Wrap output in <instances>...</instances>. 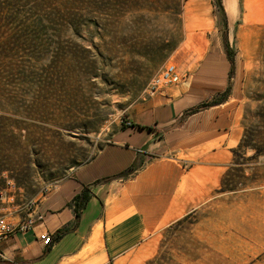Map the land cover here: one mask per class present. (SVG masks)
<instances>
[{"label": "rangeland", "instance_id": "1", "mask_svg": "<svg viewBox=\"0 0 264 264\" xmlns=\"http://www.w3.org/2000/svg\"><path fill=\"white\" fill-rule=\"evenodd\" d=\"M222 4L226 22L216 0H0V192L20 202L51 189L126 122L181 99L209 62L199 104L232 89L200 112V157L170 135L138 165L197 170L200 207L136 264H264V155L238 148L262 103L264 0ZM170 66L177 80L156 86Z\"/></svg>", "mask_w": 264, "mask_h": 264}, {"label": "crops", "instance_id": "2", "mask_svg": "<svg viewBox=\"0 0 264 264\" xmlns=\"http://www.w3.org/2000/svg\"><path fill=\"white\" fill-rule=\"evenodd\" d=\"M208 64L201 71L198 64L181 99L135 116L133 127L117 131L92 161L72 169L51 189L30 199L21 196L20 202L1 191L0 212L8 221L17 224L30 216L36 222L28 232L0 240V264H136L141 254L155 249L162 230L199 208L197 170L183 173L163 159L141 169L137 149L152 152L171 135L200 157V112L183 115L200 103V80L210 79ZM220 66L222 75L230 71L228 62ZM181 133H187L182 141ZM128 171V177L115 179ZM85 187L91 198L77 219L73 200ZM45 232L54 238L51 246L39 239Z\"/></svg>", "mask_w": 264, "mask_h": 264}, {"label": "trees", "instance_id": "3", "mask_svg": "<svg viewBox=\"0 0 264 264\" xmlns=\"http://www.w3.org/2000/svg\"><path fill=\"white\" fill-rule=\"evenodd\" d=\"M217 5L220 8L221 14L226 22V13L222 4V0H216ZM226 55H227V60L230 64V71H229V78L231 79L234 75V71H235V60L234 57L230 54L229 52V43L226 41ZM231 84L229 81V84L226 88V90L222 93L217 94V96H220L221 99L220 100H216L213 101L212 100H207L204 101L203 103L197 105L196 107L186 111L183 115V118H186L188 116L197 114L199 112H201L202 110L214 107V106H218L221 105L223 103H225L230 94H231ZM215 98V97H214ZM260 100H262V103L257 107V109L254 111V113L252 114L254 121H250L248 126L246 127L245 131H244V135L243 138L238 146L239 150L240 149H252L254 151V155L252 156V158H258L262 155H264V91L260 96ZM143 128V127H142ZM104 148V146H100L98 148L97 153L92 156L91 158H89L87 160L86 163L92 161L96 155ZM238 154V152H236ZM84 163V162H82ZM132 173V171H128V172H124L120 175H118L115 179H119V178H126L128 177L130 174ZM226 180H223V184L225 183ZM235 188H224V190H228V191H232ZM91 198V194H90V190L88 187H85L83 189V191L77 195L74 200H73V204H74V211L76 214V218L79 219L81 212L83 211V209H85L87 203L89 202ZM59 237V236H58Z\"/></svg>", "mask_w": 264, "mask_h": 264}, {"label": "built area", "instance_id": "4", "mask_svg": "<svg viewBox=\"0 0 264 264\" xmlns=\"http://www.w3.org/2000/svg\"><path fill=\"white\" fill-rule=\"evenodd\" d=\"M173 80H177L176 67L170 66L162 72L161 77L155 81V85L159 86L162 83H169ZM126 126L130 128L132 127V124L130 122H126ZM137 152L142 158L147 159L149 156V151L146 149L139 148L137 149ZM9 185H11V183H9ZM35 219L36 218L28 216L26 219L21 220L19 223L13 224L7 220L3 212H0V240L7 239L16 233L28 232L33 228L36 222ZM39 239L45 246H51L54 243V238L49 232L40 234Z\"/></svg>", "mask_w": 264, "mask_h": 264}, {"label": "bare ground", "instance_id": "5", "mask_svg": "<svg viewBox=\"0 0 264 264\" xmlns=\"http://www.w3.org/2000/svg\"><path fill=\"white\" fill-rule=\"evenodd\" d=\"M97 234V233H96Z\"/></svg>", "mask_w": 264, "mask_h": 264}]
</instances>
